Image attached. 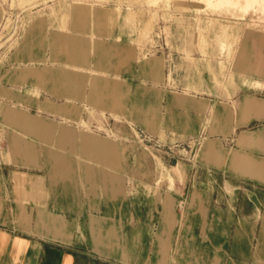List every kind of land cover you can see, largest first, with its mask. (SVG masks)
I'll list each match as a JSON object with an SVG mask.
<instances>
[{
    "label": "crops",
    "instance_id": "0c3cea01",
    "mask_svg": "<svg viewBox=\"0 0 264 264\" xmlns=\"http://www.w3.org/2000/svg\"><path fill=\"white\" fill-rule=\"evenodd\" d=\"M56 19L44 36L32 18L0 65V264H264V100L234 126L224 109V145L163 157L181 175L159 181L132 129L193 146L210 99L169 89L147 13Z\"/></svg>",
    "mask_w": 264,
    "mask_h": 264
},
{
    "label": "rangeland",
    "instance_id": "374dc122",
    "mask_svg": "<svg viewBox=\"0 0 264 264\" xmlns=\"http://www.w3.org/2000/svg\"><path fill=\"white\" fill-rule=\"evenodd\" d=\"M78 4L91 11L114 8L147 13L146 24L138 26L140 35L146 34L156 53L168 60L169 89L201 102L210 99L215 107V114L208 113L206 103L193 146L186 139L171 145L160 141L164 145L160 149L151 148L154 142L136 140L138 150L151 158L159 181L171 173L181 175V168L165 167L163 157L173 164H188L186 159L191 156L199 158L206 141L220 139L224 145L219 137L224 109L231 112L234 126L240 121L245 99L264 100V0H0V65L15 52L19 35L31 30L32 18L39 19L46 36L55 18L62 19L63 13ZM255 127L254 123L244 125L241 131ZM216 189L222 201L224 192L230 193L222 176H216Z\"/></svg>",
    "mask_w": 264,
    "mask_h": 264
},
{
    "label": "built area",
    "instance_id": "2783aa9c",
    "mask_svg": "<svg viewBox=\"0 0 264 264\" xmlns=\"http://www.w3.org/2000/svg\"><path fill=\"white\" fill-rule=\"evenodd\" d=\"M132 131H133L135 140L139 139L140 142H147V143L154 142L151 148L155 147V148L161 149L164 147V145H162L159 140L154 139L153 137L149 136L145 132L140 131V130H134V129H132ZM174 146L179 147V145H174ZM4 148H5L4 139L0 133V153L4 150ZM165 153H168V152H165Z\"/></svg>",
    "mask_w": 264,
    "mask_h": 264
}]
</instances>
